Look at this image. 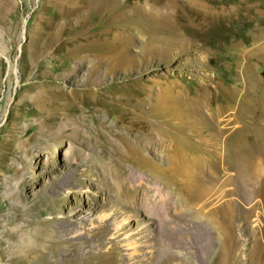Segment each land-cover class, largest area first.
Instances as JSON below:
<instances>
[{
	"label": "rangeland",
	"instance_id": "obj_1",
	"mask_svg": "<svg viewBox=\"0 0 264 264\" xmlns=\"http://www.w3.org/2000/svg\"><path fill=\"white\" fill-rule=\"evenodd\" d=\"M174 113L209 143L165 133ZM138 132L137 162L119 160ZM19 236L34 249L6 246ZM6 248L27 264H264V0H0Z\"/></svg>",
	"mask_w": 264,
	"mask_h": 264
},
{
	"label": "bare ground",
	"instance_id": "obj_2",
	"mask_svg": "<svg viewBox=\"0 0 264 264\" xmlns=\"http://www.w3.org/2000/svg\"><path fill=\"white\" fill-rule=\"evenodd\" d=\"M112 48H114V47H112ZM97 68H99V67H97ZM137 88L140 90L141 87L137 86ZM48 95L51 97L53 94L48 93ZM196 96H195V98H196ZM195 104L196 105H194V106L196 107L197 110H199V111L202 110L201 109L202 107H201L199 101H197ZM173 112H174V110H173ZM37 113L40 114L38 112V110H37ZM193 113H195V112H193ZM48 116H50V114H45L44 118H48ZM136 116H137L138 119H141V120L143 119V118H141L139 113ZM61 118H63V117H61ZM208 118H210V117H208ZM165 120L166 121L175 120V121L179 122L178 124H175L173 126L166 127L167 129L165 130V133L171 135L172 137L177 133V131H179L186 138H188V139L192 138L193 140H195V142L198 143V145H200V146H206L207 143H209V140L211 138V134H210V132H208V129H209L208 127H203L201 125L198 126V124L197 125L194 124L193 123L194 121H192V120L191 121L185 120V117L180 116L179 113H176V114L174 113L171 116L165 117ZM179 124H181L182 126L179 127L178 126ZM40 125H42V124L40 123ZM134 141H135L134 145H132L131 143H129L127 141L126 142H122L121 139H119L117 141V144L115 145V153L118 154V159L119 160H122L124 158H127V159L130 158L132 161L137 162V157L136 156L140 155V150H141V147H142V132H138L136 134ZM195 142H193V143H195ZM208 147H210V146H208ZM201 150H202V147H201ZM4 242H6V246L7 247L10 246V245H12V246L13 245H18L19 248L20 247H24V248L26 247L27 250L34 249V246L32 245L31 239L28 238V237H25V236H19V237L16 238V240L15 239L11 240V241L10 240H5ZM6 251L7 252H5L4 254L0 253V259H4L7 264H15V263L16 264H20V263L21 264H27L25 261H22L20 259L21 256H20V253L17 251V249L16 250H7V248H6Z\"/></svg>",
	"mask_w": 264,
	"mask_h": 264
}]
</instances>
